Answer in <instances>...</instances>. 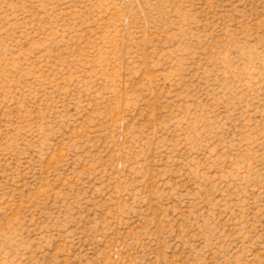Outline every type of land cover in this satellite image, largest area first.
I'll use <instances>...</instances> for the list:
<instances>
[{
  "label": "rangeland",
  "instance_id": "1",
  "mask_svg": "<svg viewBox=\"0 0 264 264\" xmlns=\"http://www.w3.org/2000/svg\"><path fill=\"white\" fill-rule=\"evenodd\" d=\"M0 264H264V0H0Z\"/></svg>",
  "mask_w": 264,
  "mask_h": 264
}]
</instances>
